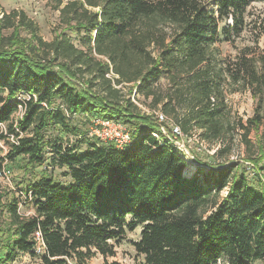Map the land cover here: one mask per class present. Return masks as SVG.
Wrapping results in <instances>:
<instances>
[{"label": "trees", "instance_id": "16d2710c", "mask_svg": "<svg viewBox=\"0 0 264 264\" xmlns=\"http://www.w3.org/2000/svg\"><path fill=\"white\" fill-rule=\"evenodd\" d=\"M251 3L72 0L60 10L65 28L51 42L25 12L1 13L0 125L7 130L0 138L16 142L5 160L25 177L40 176L24 177L17 192L33 203V217L19 213L16 193L0 194L6 217L0 264L19 254L41 264H87L96 255L120 264L108 261L116 256L114 244L139 226L133 247L146 264H264V137L248 158L256 186L239 163L222 170L199 166L190 175L182 157L152 136L154 117L132 101L135 92L185 134L199 131L207 143H223L215 156L231 152L238 126L249 144L251 129L264 131V11L248 22ZM244 35L248 44L223 57L218 44L238 49ZM246 91L256 102L247 126L232 122L227 104L228 95ZM21 92L30 100L17 131L11 118ZM77 118L87 131L72 125ZM95 120L124 125L131 142L118 149L90 137ZM53 129L75 142L47 141ZM51 167L66 169L70 182L48 175ZM37 232L46 248L41 254Z\"/></svg>", "mask_w": 264, "mask_h": 264}, {"label": "rangeland", "instance_id": "374dc122", "mask_svg": "<svg viewBox=\"0 0 264 264\" xmlns=\"http://www.w3.org/2000/svg\"><path fill=\"white\" fill-rule=\"evenodd\" d=\"M72 0H0V15L2 12L10 13L13 10L23 11L27 16L36 23L39 31V36L47 42H51L57 34L63 31L65 24L62 21V15L60 10L66 5L67 2ZM264 11V0H252L250 7L248 8V22ZM2 18V16H0ZM66 33L72 37V41L77 44L78 38L72 35L70 32ZM25 35V33H23ZM248 36L244 35L243 39L236 42V47L229 45L225 42H220L218 47L221 50L223 57H235L238 54V50L248 44ZM264 41H260V45H263ZM105 61V59H104ZM110 77V76H108ZM120 88V87H118ZM123 93L128 97V91L123 90ZM134 93L132 94V97ZM135 97V96H134ZM134 100L143 108V113L149 115L146 111L150 110L148 105L149 102H145L142 98L141 101H137L136 97ZM227 104L232 112V122L237 123L241 121V124L247 126V121L254 115L256 108V102L252 98L250 91L243 93L230 94L227 96ZM81 132L87 131L89 128L85 126V121L82 118H77L72 123ZM1 134V133H0ZM246 132L239 126L230 134L231 140V152L226 156H215L212 155V151L216 148H222L223 143H207L205 148H194L193 153L196 155L199 168L202 170H222L230 164L239 163L246 168L247 177L250 183L256 186V180L252 177L254 172V165L249 162L248 158L254 154L258 141L264 137V131L261 128L258 132L255 129H251L248 133L246 143L244 136ZM47 141H54L57 138H63L64 143L67 141L71 144L74 137L61 134L59 130L53 129L48 130L45 134ZM76 140V139H75ZM12 139H1L0 138V194L4 192L16 193V198H19L17 192L19 186L23 182L25 177V171L19 170L14 164L5 160L6 155L9 152V146L12 143ZM75 142V141H73ZM86 149L85 145L81 146V151ZM52 149L47 151V158H51ZM6 173V176L2 172ZM47 174L51 175L55 180L61 183H69L70 178L67 177L66 169L59 167H52L47 170ZM40 174L33 173L26 174V179L34 182L35 179L39 178ZM226 190L222 192V196H225ZM19 213L24 217H33L35 215V207L33 203L26 202L25 199L19 198ZM5 216L0 215V224L5 221ZM130 220V219H128ZM142 227L139 226L134 232H127L126 237L117 242L115 245L116 256L109 258V262H119L120 264H146L144 256L138 255L133 247V243L140 239ZM8 264H41L39 257H33L29 254H19L18 257ZM87 264H104V259L100 255H96L94 258L87 261Z\"/></svg>", "mask_w": 264, "mask_h": 264}, {"label": "built area", "instance_id": "2783aa9c", "mask_svg": "<svg viewBox=\"0 0 264 264\" xmlns=\"http://www.w3.org/2000/svg\"><path fill=\"white\" fill-rule=\"evenodd\" d=\"M135 96V92H134ZM132 97V101L141 109H143L135 100V97ZM30 100V97L25 93H19L14 98V101L17 105V110L11 118V124L14 129L18 131L19 122L22 121L24 114L27 109V102ZM149 115L153 116L158 124V131L152 133V136L158 140H161L162 143H165L169 147L173 148L185 161L186 171L194 173L199 167V163L196 155L193 153L194 148H205L206 141L200 137L199 131H193L190 134H185L180 126L176 124L172 118L165 115L160 109L157 110H147ZM6 126L0 125V133L6 134ZM90 137L98 138L103 142H113L116 144L118 149H123L127 146L130 140V133L127 128L113 120H95L92 122L91 128L89 130ZM12 143H16L15 139L11 137ZM218 151H212V155H215ZM2 174L6 176V173L3 171ZM21 195V194H20ZM24 199V196H21ZM36 241V252L38 254L45 252V244L43 241L42 234L37 232L35 234Z\"/></svg>", "mask_w": 264, "mask_h": 264}]
</instances>
